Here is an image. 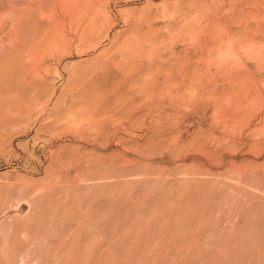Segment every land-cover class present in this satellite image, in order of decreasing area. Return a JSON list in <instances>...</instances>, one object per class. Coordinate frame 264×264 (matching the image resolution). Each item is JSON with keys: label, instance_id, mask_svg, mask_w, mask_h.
I'll list each match as a JSON object with an SVG mask.
<instances>
[{"label": "rangeland", "instance_id": "obj_1", "mask_svg": "<svg viewBox=\"0 0 264 264\" xmlns=\"http://www.w3.org/2000/svg\"><path fill=\"white\" fill-rule=\"evenodd\" d=\"M30 1L0 0V264H264V0L58 6L68 51L40 59L58 0ZM138 39L163 72L123 62ZM92 111L107 140L78 139Z\"/></svg>", "mask_w": 264, "mask_h": 264}, {"label": "bare ground", "instance_id": "obj_2", "mask_svg": "<svg viewBox=\"0 0 264 264\" xmlns=\"http://www.w3.org/2000/svg\"><path fill=\"white\" fill-rule=\"evenodd\" d=\"M19 1V0H18ZM31 1H33V0H31ZM30 1V2H31ZM34 1H36V0H34ZM91 1L92 0H58V1H56L55 2V4H54V6H52L50 9H49V12L51 13V15L55 18V20H54V23L50 26H48V28H47V30H41V34H40V32H39V30L38 29H36L35 30V34H34V36H30L31 38H33L34 40H32V39H30V40H32V44L33 45H31V44H29V47H31L32 46V51H34V52H32V53H34V55H35V57L37 58H39V55H41V54H44V55H46V54H51V55H54L55 53H57L58 54V52H64V51H68V46H69V44H70V40H69V38L67 37V35H66V33L64 32V30L62 29V26H63V22H62V20H59L58 18V14H56V10H57V8H58V6H60V9H61V11H63V12H66V14H68L69 15V17H72L73 19H79V18H81V17H83V16H85V19H86V14L87 13H89V12H86L87 11V9L89 8V6H91ZM17 2V1H16ZM39 3L41 2V0H39L38 1ZM4 3V2H3ZM12 3V2H11ZM35 3V2H34ZM37 3V2H36ZM13 4H14V1H13ZM20 4V3H19ZM37 5V4H36ZM39 5V4H38ZM2 6H3V4H2ZM14 6H15V4H14ZM16 6H17V4H16ZM93 6V5H92ZM36 8V7H35ZM34 8V9H35ZM41 9V8H40ZM17 10V9H16ZM90 11L92 10L93 11V8L92 9H89ZM12 11V10H11ZM15 11V10H14ZM13 11V12H14ZM30 11V10H29ZM35 11V10H34ZM39 11V10H38ZM8 12V11H7ZM62 12V13H63ZM32 13H34V12H32ZM31 13V14H32ZM58 13V12H57ZM91 13V12H90ZM26 12H24V11H16V14L14 15V17H11V20H12V18H14L15 20L13 21V24H15L16 25V28L17 29H14V30H16V37H17V35H19L20 34V32L23 30L22 28H23V26L25 27V18H26ZM45 14V13H44ZM64 14V13H63ZM65 15V14H64ZM171 15H174V14H171ZM51 16V17H52ZM175 16V15H174ZM183 16V15H182ZM249 16V15H248ZM36 17V16H35ZM49 17H50V15H49ZM58 17V18H57ZM97 17V15H95V16H92V18H91V20L90 21H88V23L83 27V28H81V31H80V33H79V40L80 41H82V44H83V41L84 42H86L87 40H89L90 39V37L91 36H94V35H92V33H93V31L95 30V28H97L96 27V20H95V18ZM34 18V17H33ZM89 18V17H88ZM176 18V17H175ZM248 18V17H247ZM51 19V18H50ZM177 19V18H176ZM183 19V18H182ZM249 19V18H248ZM34 20V19H33ZM32 20V21H33ZM36 20V19H35ZM53 20V19H52ZM51 20V21H52ZM71 20V19H70ZM178 20V19H177ZM27 21V20H26ZM174 21V20H173ZM246 21V20H245ZM249 21V20H248ZM247 21V22H248ZM28 22V21H27ZM34 22V21H33ZM74 22V21H73ZM176 22V21H175ZM179 22V21H178ZM214 22V21H213ZM216 22V21H215ZM9 23H11V22H9ZM70 23V22H69ZM171 23H173V22H171ZM29 24V23H28ZM193 24V23H192ZM34 26H35V24H33ZM215 25V24H214ZM28 26H30V24L28 25ZM213 26V25H212ZM211 26V27H212ZM216 27H217V24L215 25ZM15 28V27H14ZM29 28V27H28ZM31 29V28H30ZM216 29V28H215ZM17 30H19V32L17 31ZM21 30V31H20ZM24 31V30H23ZM22 31V32H23ZM26 31V32H25ZM25 33L23 34V36H22V33L19 35V38L20 37H24L25 36V34L26 33H30V31L28 30V32H27V30L25 29ZM212 31V30H211ZM11 32H12V30H11ZM214 32V31H213ZM1 33V32H0ZM28 33V34H29ZM13 34V33H12ZM11 34V35H12ZM14 35V36H15ZM31 35V34H30ZM14 36H11V37H14ZM77 36V35H76ZM258 36V35H257ZM4 37V36H3ZM26 37V36H25ZM24 37V38H25ZM213 37H214V34H213ZM5 38V37H4ZM18 37H17V39H19ZM28 39V38H27ZM28 39V40H29ZM93 39H94V37H93ZM246 41H248L247 39H245ZM11 41V40H10ZM25 41V40H24ZM242 41V40H241ZM240 41V42H241ZM246 41H244V42H238L239 44H240V47H241V45H243L244 43H246L247 44V42ZM19 42V41H18ZM22 43H24V42H22ZM27 43V42H26ZM25 43V44H26ZM86 43H88V42H86ZM238 43H235V42H232V45H231V48H232V46H234V45H239ZM1 44V43H0ZM81 44V45H82ZM4 45V44H3ZM18 45H20L21 46V43H18ZM28 45V44H27ZM31 45V46H30ZM84 45V44H83ZM248 45V44H247ZM246 45V46H247ZM14 48L16 49L17 47H15L14 46ZM18 48H19V46H18ZM17 48V49H18ZM14 49V50H15ZM20 49V48H19ZM18 49V50H19ZM21 49H23V47L21 46ZM30 49V48H29ZM242 50H243V48H241ZM18 50H16V51H18ZM121 50V49H120ZM123 50V51H122ZM121 50V52L122 53H124V54H126L127 55V57H126V59L124 58V59H122L121 57V59L123 60V62L125 63V64H128L129 65V63H131V62H133L132 60H135V59H140V60H143V59H146V60H148V62H149V73H151V72H163L162 70H163V65L161 66H156V65H154V64H152V61H154V59L157 57L158 58V60H159V62L161 63V64H164V63H166V62H164V55H163V52H162V50L160 49V46L159 45H155V44H152L151 46H149L148 44H147V42L145 41V40H140V39H138V40H133L132 42H128V43H126V44H123V49ZM209 50V49H208ZM212 49H210V51L209 52H211L212 53V51H211ZM232 51H234L233 49H231ZM240 49L238 48V50H235V51H239ZM28 51H30V50H28ZM234 51V52H235ZM244 52V51H243ZM31 53V52H30ZM122 53H120V54H122ZM210 53V54H211ZM210 54H209V57H210ZM235 54H236V52H235ZM241 54H242V52H241ZM242 56H243V54H242ZM46 57V56H45ZM211 57H212V55H211ZM34 58V57H33ZM32 58V59H33ZM241 58V57H240ZM244 58V57H243ZM243 58L241 59V61L243 60ZM40 59V58H39ZM210 59H212V58H210ZM239 59V58H238ZM139 60V61H140ZM39 62H40V60H38ZM113 61H115V60H113ZM138 61V60H137ZM216 60L214 59V62H215ZM246 61V60H245ZM121 62V61H120ZM164 62V63H163ZM9 63V62H8ZM35 63V62H34ZM34 63H32V64H34ZM41 63V62H40ZM136 63H138V62H136ZM230 63H235V62H230ZM236 63H237V61H236ZM238 63H240V60L238 61ZM242 63H244V62H242ZM117 64H119V62L117 63ZM121 64V63H120ZM123 64V63H122ZM121 64V65H122ZM137 65V64H136ZM135 65V67L134 68H130V70H133V69H136V67H138V66H136ZM34 66V65H33ZM36 66V65H35ZM34 66V67H35ZM41 66V65H40ZM119 66V65H118ZM124 66H126V65H124ZM243 66V65H242ZM247 66V65H246ZM36 68H38V66L36 67ZM121 68H122V66H121ZM124 68V67H123ZM239 68H242V67H240L239 66ZM239 68H238V71H236L237 73L239 72ZM1 69H3V68H1ZM6 69V68H5ZM7 69H8V67H7ZM128 69V68H127ZM243 69H245L244 67H243ZM17 70V69H16ZM147 70V71H148ZM224 70H226V69H224ZM231 71V70H230ZM232 71H234V69L232 70ZM232 71L230 72V73H232ZM0 72H1V70H0ZM225 72H227V70L225 71ZM133 73V72H132ZM132 73H130V74H132ZM228 73V72H227ZM243 73V72H242ZM4 74H5V71H4ZM129 74V75H130ZM233 74V73H232ZM228 75H230L229 73H228ZM238 75V74H237ZM239 75H240V73H239ZM242 75H244V74H242ZM28 76V75H27ZM231 76V75H230ZM4 77H6V76H4ZM236 77V76H235ZM241 77H243V76H241ZM240 77V78H241ZM2 78V77H1ZM232 79L234 78V77H231ZM151 79V78H150ZM236 79V78H235ZM239 78H237V80H238ZM3 80V79H2ZM133 80V79H132ZM152 80V79H151ZM1 81V80H0ZM230 81H232L233 83H234V81L235 80H231L230 79ZM229 81V82H230ZM239 81V80H238ZM247 81V79H245V80H243V85L245 84L244 82H246ZM7 82V81H6ZM28 82V81H27ZM136 82V81H135ZM133 83V82H132ZM131 83V84H132ZM150 83V80H149V78L148 79H146L145 81H144V83H143V85H142V87L144 88L145 87V89L147 88V87H149V84ZM237 83V82H236ZM5 84V82H2V85H4ZM213 84V83H212ZM238 84H242V83H237V85ZM27 85V84H26ZM151 85H153V84H151ZM258 85V84H257ZM231 86H233V84H231ZM234 86H236V85H234ZM238 86H236L235 88H237ZM240 87V86H239ZM242 87V86H241ZM234 88V87H233ZM1 89V88H0ZM148 89V88H147ZM239 89V88H238ZM241 89V88H240ZM249 89V88H248ZM253 89V88H252ZM2 90V89H1ZM242 90V89H241ZM244 90H245V88H244ZM243 91V90H242ZM260 91H261V89H260ZM262 92V91H261ZM249 93H250V91H249ZM247 94V93H246ZM239 95V94H238ZM243 95V94H242ZM241 95V96H242ZM262 95H263V93H262ZM262 95H259V96H262ZM255 97H256V95H255ZM254 97V98H255ZM227 98H228V96H227ZM237 98V97H236ZM235 98V99H236ZM251 98V97H250ZM234 99V100H235ZM248 99V98H247ZM252 99V98H251ZM38 100V99H37ZM224 100V99H223ZM238 100V99H237ZM240 100V99H239ZM225 101V100H224ZM223 101V102H224ZM247 101H249V100H247ZM247 101H245V102H247ZM251 101V100H250ZM36 102V101H35ZM235 104H236V100H235V102H234ZM238 103H240V102H238ZM237 103V104H238ZM242 103V102H241ZM244 103V102H243ZM251 103V102H250ZM250 103H247V104H250ZM252 104V103H251ZM240 105V104H239ZM244 105V104H243ZM264 105V104H263ZM235 106H238V105H235ZM36 107V106H35ZM234 107V106H233ZM5 108V107H4ZM218 108V107H217ZM236 108V107H235ZM215 109V108H214ZM219 109V108H218ZM237 110L239 109L238 107L236 108ZM241 109H242V107H241ZM246 109H247V107H246ZM19 110V109H18ZM96 110V109H95ZM225 111H226V109H225ZM235 111V110H234ZM235 112H237V111H235ZM247 112V111H246ZM233 113V112H232ZM102 114L103 113H101V117H100V115L97 113V111H92V112H89V114H88V119H87V122H88V125H85V126H82L83 124H80V127L79 126H77L78 128H76V130H75V132H76V134H77V136H78V139H80V140H83V141H86V140H88V138L91 136L90 134H91V132L93 131V133L95 134L96 133V135H94V136H96V139L98 138V140H107L108 138H109V136H110V134H108V136H107V127H106V125H105V123H104V121H106V120H103V118H105V117H102ZM228 114V113H227ZM226 115V114H225ZM228 115H230V114H228ZM243 115V114H242ZM244 116V115H243ZM246 116V115H245ZM21 117V116H20ZM218 117V116H217ZM22 118V117H21ZM222 118V116L220 117V119ZM228 118H230V117H228ZM232 118V117H231ZM105 119H107V118H105ZM224 119V118H223ZM223 119H221V120H223ZM243 120V119H242ZM229 122H230V119H229ZM21 123V122H20ZM16 124H18V123H16ZM7 126V125H6ZM95 128V129H94ZM110 129V128H109ZM111 133V132H110ZM91 139H93V138H91ZM95 139V140H96ZM91 141V140H90ZM89 141V142H90ZM88 142V141H87ZM101 142V141H100ZM99 143V142H98ZM104 145V144H103ZM79 155H80V153H79ZM113 156H114V154H113ZM112 156V157H113ZM115 158V157H114ZM87 160V159H86ZM90 160V159H89ZM79 161V160H78ZM81 161H83V160H81ZM114 161V160H113ZM87 163H88V161H86ZM80 163V162H79ZM84 163V162H83ZM85 164V163H84ZM111 164H112V161H111ZM83 165V164H82ZM78 166V165H77ZM87 166V165H86ZM112 166V165H111ZM242 169H244V167H241ZM78 169V168H77ZM91 169V168H90ZM83 170H85V169H83ZM241 171V170H240ZM239 171V172H240ZM243 171V170H242ZM244 172V171H243ZM239 174H243L242 172H240ZM242 177H240V179H241ZM86 180V179H85ZM96 182V181H95ZM85 184V183H84Z\"/></svg>", "mask_w": 264, "mask_h": 264}]
</instances>
